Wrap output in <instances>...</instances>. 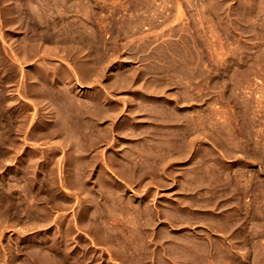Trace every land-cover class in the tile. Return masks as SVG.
<instances>
[{
  "label": "rangeland",
  "instance_id": "rangeland-1",
  "mask_svg": "<svg viewBox=\"0 0 264 264\" xmlns=\"http://www.w3.org/2000/svg\"><path fill=\"white\" fill-rule=\"evenodd\" d=\"M0 264H264V0H0Z\"/></svg>",
  "mask_w": 264,
  "mask_h": 264
},
{
  "label": "crops",
  "instance_id": "crops-1",
  "mask_svg": "<svg viewBox=\"0 0 264 264\" xmlns=\"http://www.w3.org/2000/svg\"><path fill=\"white\" fill-rule=\"evenodd\" d=\"M111 174L113 175V176H115L116 178H119V176H120V172L118 171V170H113V171H111Z\"/></svg>",
  "mask_w": 264,
  "mask_h": 264
}]
</instances>
